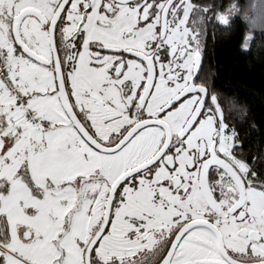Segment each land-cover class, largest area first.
Returning <instances> with one entry per match:
<instances>
[{"label": "snow or ice", "instance_id": "1", "mask_svg": "<svg viewBox=\"0 0 264 264\" xmlns=\"http://www.w3.org/2000/svg\"><path fill=\"white\" fill-rule=\"evenodd\" d=\"M237 15L264 34V0H0V264H264V141L203 69Z\"/></svg>", "mask_w": 264, "mask_h": 264}, {"label": "trees", "instance_id": "2", "mask_svg": "<svg viewBox=\"0 0 264 264\" xmlns=\"http://www.w3.org/2000/svg\"><path fill=\"white\" fill-rule=\"evenodd\" d=\"M211 3L212 0H200ZM223 2L225 10L237 0H216ZM244 5L247 0H238ZM250 30L239 15L230 28L207 25L203 69L214 86L231 96L247 109L245 128L250 132L251 142L264 141V34L259 29L252 31L253 39L247 51L242 50L245 36ZM235 112V110H233Z\"/></svg>", "mask_w": 264, "mask_h": 264}, {"label": "rangeland", "instance_id": "3", "mask_svg": "<svg viewBox=\"0 0 264 264\" xmlns=\"http://www.w3.org/2000/svg\"><path fill=\"white\" fill-rule=\"evenodd\" d=\"M227 10V9H226ZM248 12L250 13L251 12V9H248ZM230 16H233V14H231L230 13ZM254 30V28H252V27H250V30L247 32V34H246V36H245V38L251 33L252 34V31ZM256 30V29H255ZM245 41V40H244ZM250 43H251V41H249V47H250ZM243 45H244V43L242 44V50H244V51H247L248 49H245L244 47H243Z\"/></svg>", "mask_w": 264, "mask_h": 264}]
</instances>
